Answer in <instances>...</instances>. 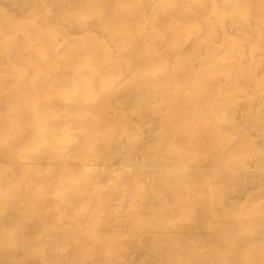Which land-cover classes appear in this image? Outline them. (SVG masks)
<instances>
[{
    "label": "bare ground",
    "instance_id": "obj_1",
    "mask_svg": "<svg viewBox=\"0 0 264 264\" xmlns=\"http://www.w3.org/2000/svg\"><path fill=\"white\" fill-rule=\"evenodd\" d=\"M0 264H264V0H0Z\"/></svg>",
    "mask_w": 264,
    "mask_h": 264
}]
</instances>
